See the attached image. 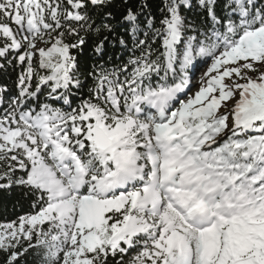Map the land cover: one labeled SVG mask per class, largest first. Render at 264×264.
I'll use <instances>...</instances> for the list:
<instances>
[{
    "label": "snow or ice",
    "instance_id": "6c2138e0",
    "mask_svg": "<svg viewBox=\"0 0 264 264\" xmlns=\"http://www.w3.org/2000/svg\"><path fill=\"white\" fill-rule=\"evenodd\" d=\"M13 193L0 264H264V0H0Z\"/></svg>",
    "mask_w": 264,
    "mask_h": 264
},
{
    "label": "trees",
    "instance_id": "16d2710c",
    "mask_svg": "<svg viewBox=\"0 0 264 264\" xmlns=\"http://www.w3.org/2000/svg\"><path fill=\"white\" fill-rule=\"evenodd\" d=\"M17 195L0 194V221L13 219L20 211V206L16 204ZM16 205L14 208L13 206Z\"/></svg>",
    "mask_w": 264,
    "mask_h": 264
},
{
    "label": "rangeland",
    "instance_id": "374dc122",
    "mask_svg": "<svg viewBox=\"0 0 264 264\" xmlns=\"http://www.w3.org/2000/svg\"><path fill=\"white\" fill-rule=\"evenodd\" d=\"M199 73H197V75H198Z\"/></svg>",
    "mask_w": 264,
    "mask_h": 264
}]
</instances>
